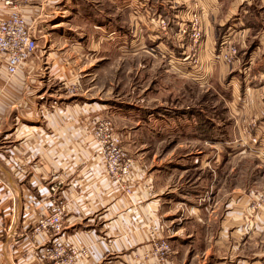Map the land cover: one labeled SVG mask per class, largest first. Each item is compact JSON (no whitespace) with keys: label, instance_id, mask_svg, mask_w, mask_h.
Here are the masks:
<instances>
[{"label":"rangeland","instance_id":"rangeland-1","mask_svg":"<svg viewBox=\"0 0 264 264\" xmlns=\"http://www.w3.org/2000/svg\"><path fill=\"white\" fill-rule=\"evenodd\" d=\"M13 1L38 39L37 65L70 75L60 100L94 124L93 155L111 123L132 160L129 195L101 160L107 180L130 202L152 188L161 204L138 223L150 249L136 263L264 264V0ZM57 85L37 121L62 105Z\"/></svg>","mask_w":264,"mask_h":264},{"label":"crops","instance_id":"crops-1","mask_svg":"<svg viewBox=\"0 0 264 264\" xmlns=\"http://www.w3.org/2000/svg\"><path fill=\"white\" fill-rule=\"evenodd\" d=\"M12 10L0 0V17ZM242 20L250 29L249 19L243 16ZM45 65L42 70L32 60L12 80L4 66V73L0 70V264H36L42 260L48 238L33 235L32 228L63 201L66 216L61 240L87 247L91 254L89 260L78 264H137L143 250L150 249L148 235L137 228L138 223L151 222L161 204L152 188L143 189L142 195L137 192L130 202L107 180L101 159L93 155L95 142L90 133L94 124L82 108L60 100L70 75L66 78L55 64ZM30 68L36 69L35 75L22 78ZM25 80L32 84L26 92ZM53 84H58L54 94L62 105L42 123L37 121L39 108L35 106L42 107V99L53 95L47 96ZM24 102H32L33 110L21 106ZM16 111L19 116L9 122ZM75 113L81 118H75ZM144 243L147 245L140 249Z\"/></svg>","mask_w":264,"mask_h":264},{"label":"built area","instance_id":"built-area-1","mask_svg":"<svg viewBox=\"0 0 264 264\" xmlns=\"http://www.w3.org/2000/svg\"><path fill=\"white\" fill-rule=\"evenodd\" d=\"M5 6L13 10L7 16L0 17V61L4 63L9 76L17 75L37 55V37L32 32L26 18L15 11L13 0H5ZM100 146L99 158L104 160L108 168V176L113 182L125 186L124 192L129 195L130 188L125 182L132 173V160L119 147V138L115 135L112 124H101L95 132ZM257 139L254 140L257 143ZM127 189V190H126ZM66 208L63 204L55 206L53 212L40 217L32 228L35 236L44 235L51 241V247L46 248L43 258L36 264H78L91 257L87 247H76L67 244L59 236L65 232L64 218ZM58 237V238H57ZM163 249H170L164 244ZM167 252V251H166Z\"/></svg>","mask_w":264,"mask_h":264}]
</instances>
